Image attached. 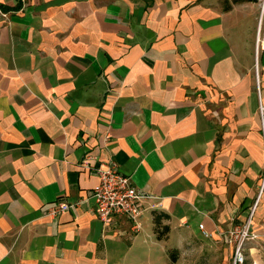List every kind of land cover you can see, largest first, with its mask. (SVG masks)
<instances>
[{"label": "crops", "instance_id": "1", "mask_svg": "<svg viewBox=\"0 0 264 264\" xmlns=\"http://www.w3.org/2000/svg\"><path fill=\"white\" fill-rule=\"evenodd\" d=\"M0 12V264H174L194 244L218 264L258 195L244 264H264L261 0H0ZM109 161L144 195L138 232L94 214ZM57 198L77 206L43 217Z\"/></svg>", "mask_w": 264, "mask_h": 264}, {"label": "built area", "instance_id": "2", "mask_svg": "<svg viewBox=\"0 0 264 264\" xmlns=\"http://www.w3.org/2000/svg\"><path fill=\"white\" fill-rule=\"evenodd\" d=\"M261 6L264 7V0H261ZM2 17L4 14L0 12ZM259 83L257 81V92ZM258 116L261 126V137L264 144V103L258 100ZM83 142V139L80 140ZM88 154L82 162V168L88 169ZM97 185L92 188L89 198L94 201V214L104 224L108 225L114 216H123L129 220L133 231L138 232L141 229L140 218L143 212L144 195L131 185L129 177L122 174L118 165L114 161L99 164L95 167ZM261 189L264 188V162L261 173ZM259 195L255 203L251 206L249 214L243 224L235 226L232 230L223 235V241L233 249V264H244L245 246L256 239L252 232V217L258 205ZM77 204L69 203L64 199L57 198L41 206L40 212L43 217L55 220L57 217L73 211ZM204 237L209 234L203 230V225H198Z\"/></svg>", "mask_w": 264, "mask_h": 264}, {"label": "rangeland", "instance_id": "3", "mask_svg": "<svg viewBox=\"0 0 264 264\" xmlns=\"http://www.w3.org/2000/svg\"><path fill=\"white\" fill-rule=\"evenodd\" d=\"M194 248H185L183 251H178L174 253V258L176 262L174 264H205L203 257L198 256L196 253V244ZM171 260V257H170ZM170 264H172L170 262ZM218 264H233L232 258L228 255L226 259H221ZM247 264V262L245 263Z\"/></svg>", "mask_w": 264, "mask_h": 264}, {"label": "trees", "instance_id": "4", "mask_svg": "<svg viewBox=\"0 0 264 264\" xmlns=\"http://www.w3.org/2000/svg\"><path fill=\"white\" fill-rule=\"evenodd\" d=\"M162 216H155V220H154V232L157 234L158 238L161 239L164 234H166V231H167V227H163V229L160 231V219H161ZM174 253L176 252H172L170 253V257H171V260L174 262L175 261V258H174Z\"/></svg>", "mask_w": 264, "mask_h": 264}]
</instances>
